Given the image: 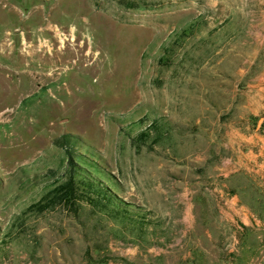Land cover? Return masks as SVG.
<instances>
[{"label":"rangeland","instance_id":"374dc122","mask_svg":"<svg viewBox=\"0 0 264 264\" xmlns=\"http://www.w3.org/2000/svg\"><path fill=\"white\" fill-rule=\"evenodd\" d=\"M263 105L264 0H0V264H264L220 221L264 220L260 178L221 167ZM63 134L134 218L81 177L29 206L67 176Z\"/></svg>","mask_w":264,"mask_h":264},{"label":"crops","instance_id":"0c3cea01","mask_svg":"<svg viewBox=\"0 0 264 264\" xmlns=\"http://www.w3.org/2000/svg\"><path fill=\"white\" fill-rule=\"evenodd\" d=\"M260 107L261 105L258 103L252 106L251 110L253 113H257ZM234 130V137L231 136L228 140L229 152L225 158L226 162H221L224 163L221 167L230 174L242 172L250 178L259 177L260 184L264 186V133L256 130H242L240 127H236ZM230 208L226 213L220 214V221L226 222L230 226V235L234 241L237 240L236 235L240 234V239L244 241L247 249L245 258L254 263L250 245L257 240L258 236L261 238L264 235V220H261L255 212L243 204ZM182 212L184 214L181 216V221L191 226L195 220L193 209L187 207Z\"/></svg>","mask_w":264,"mask_h":264},{"label":"trees","instance_id":"16d2710c","mask_svg":"<svg viewBox=\"0 0 264 264\" xmlns=\"http://www.w3.org/2000/svg\"><path fill=\"white\" fill-rule=\"evenodd\" d=\"M57 142L65 148V152L67 154V163H68V171L67 176L64 180L55 183L44 195H42L39 199L34 200L30 203L31 208H35L37 210H42L55 201L65 200L66 202H70L71 204L76 203L77 196H79V188H78V177H81L83 180L87 182L89 188H92L98 192L101 196L105 198L106 201H102L98 197L90 196L88 199L94 204H101L102 206H108L111 209V212L118 215L121 219L126 217L127 219L134 218L131 209L127 208L119 197H117L109 188L104 186L102 183L97 182L94 177L90 176L86 173L88 172L87 164L91 163L94 168L98 169V165L96 163H92L90 159H88L86 154L77 153L74 154L73 146L75 141L70 139L66 134L58 137ZM139 219H142L139 217ZM0 242H5L4 238H0ZM2 254L8 256V249L5 248L2 251Z\"/></svg>","mask_w":264,"mask_h":264}]
</instances>
